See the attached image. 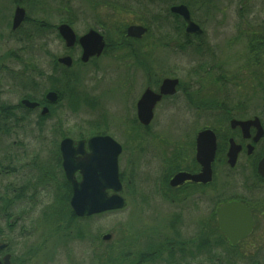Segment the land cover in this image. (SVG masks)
<instances>
[{
    "label": "flooded vegetation",
    "instance_id": "flooded-vegetation-1",
    "mask_svg": "<svg viewBox=\"0 0 264 264\" xmlns=\"http://www.w3.org/2000/svg\"><path fill=\"white\" fill-rule=\"evenodd\" d=\"M30 1L36 4L41 0H15L9 33L11 38L28 43L43 40L49 44L58 40L63 44L64 51L54 58L46 70L34 69L33 84L13 85L21 92L19 100L0 103V137L3 144L0 153V264H56L58 260L73 264L70 259L73 253H77L79 264H90L88 250L79 249L78 245L112 241L111 234L102 237L91 234V219L120 210L85 217L75 214L71 205L73 183H81L83 176L78 170L71 174L70 179L64 166L63 151L75 156L73 166H78L90 154L89 142L96 137H109L120 145V157L124 152L135 156L137 152L146 151L141 145L153 141V124L163 122L171 111L186 110L195 116L194 120L201 118L199 97L205 76L202 69L190 71L184 75V79L177 73L180 70L175 68H155L156 65L163 66L165 60H155L154 42L149 38L152 37L150 25L155 23L160 27L162 23H157L152 13L147 14L148 17L145 15L148 20L145 17L132 21L124 30L115 24L97 20L94 26L79 34L75 21L82 11H75L73 4H66L62 8L65 14L71 15L67 16L68 20L56 25L32 18L26 8ZM181 5L184 4L170 7L168 17L174 23L168 24V28L172 29V34H164L158 42L161 53L168 56L178 52V56L184 57L187 38L196 42V36H187L185 20L171 11L173 7ZM17 8L24 9L26 19L15 28ZM63 25L75 34L71 46L67 45L60 33ZM132 26H141L147 32L142 37H131L128 29ZM92 31L102 37L104 48L98 55V46L91 45L88 49L95 52L84 59L85 48L80 40ZM94 39V43L99 42L97 37ZM65 58L70 60L68 64L61 62ZM165 66H169L168 62H165ZM75 74L117 78L118 85L115 87L121 94V106L113 107L110 113L97 121L76 122L72 105L67 101L70 97L68 94H73L75 89L66 91L71 88H68V81ZM167 80L178 81L176 90L162 94L163 84ZM50 93L56 94V97L49 100ZM109 93L110 90L105 91L99 102ZM146 93L161 96L153 105V118L149 125L141 121L139 109ZM150 103V100L147 101L146 107ZM261 110H264V105ZM232 113L229 118L230 132L221 146L225 158L221 165L226 169V177L230 178L223 185H219L216 179L220 154L218 134L210 128L197 133L189 144L190 154L181 149L164 151L165 159L161 157L164 179L148 183L145 195L133 180L137 165L131 162L126 184L129 194L138 204H146L148 211L146 218L142 219L145 221L142 225L146 227L136 230L138 233L132 236L133 245L127 254L128 264H264L262 251H259L263 240L254 239L259 227L258 219H264V177L258 172L259 163L264 158V136L255 142L257 130L254 127H251L248 138L244 137L239 127L231 128L234 120H260L259 116L247 118L244 114L235 116ZM204 130L213 131L217 139L211 181H173L179 174L201 173L202 166L196 158L197 137ZM231 140L242 148L234 167L228 164L227 157ZM249 147H252V151ZM244 156L251 164L242 167L244 180L239 182L234 180L237 175L235 171L239 169L240 159ZM119 175L122 184L119 195L123 197L125 187L120 167ZM107 193L109 196L115 194L113 191ZM231 204L247 208L253 219L251 233L236 244L222 232L219 225L220 210ZM56 242H63L66 246L56 248ZM254 250L255 255L249 253ZM96 262L100 264L99 260Z\"/></svg>",
    "mask_w": 264,
    "mask_h": 264
},
{
    "label": "rangeland",
    "instance_id": "rangeland-1",
    "mask_svg": "<svg viewBox=\"0 0 264 264\" xmlns=\"http://www.w3.org/2000/svg\"><path fill=\"white\" fill-rule=\"evenodd\" d=\"M41 1L36 4L30 1L26 4L28 13L34 19L44 20L51 24L58 25L61 21L68 20L67 16L71 15L65 14L62 9L66 4L71 3L75 11H82V15L75 21V28L79 34H83L89 27L94 26L97 20L108 22L109 25L115 24L124 30L128 23L144 19L145 15L152 13L155 21L162 23L160 27L155 23L150 25L152 28L150 36L152 37L149 38L154 42L155 60H165L163 66L156 65L155 68L169 70L175 68L180 70L177 73L182 78L190 71L202 69L205 76L203 77L204 82H201L202 89L199 97V102L202 104L200 119L194 120L195 116L186 110L178 112L173 110L163 122L153 124V141L144 142L141 145L146 151L137 152L135 156L130 155V152H124L120 157L119 167L125 187L123 197L127 204L118 212L94 217L90 221L92 235L102 237L111 234L112 241L103 242L101 240L103 243L97 241L95 245H78L79 249L88 250L90 264H96V260H99L100 264H128L127 254H129L130 246L133 245L132 236L146 227L142 225L145 223L142 219L146 218L148 211L146 204H138L129 194L126 184L129 180L131 162L134 161L137 165L133 180L136 181L138 190L144 194L148 183L164 179L161 168V157L164 151L181 149L189 153V144L201 129L215 130L221 147L224 145V138L230 132L231 112L235 116L244 114L247 118L259 116L264 126V110H261L264 105V45L260 46L259 40L253 42L251 39L253 36L264 38V0H198V4L194 7L195 10L193 8L190 10L193 21L203 30L202 40H195L196 43L202 42V50L196 51L194 46L186 47L184 57L178 56V52L170 56L161 53L158 42L164 34L172 32V29L168 28V24L174 23V20L168 17L170 7L184 4L189 0ZM14 2L15 0H0V103L19 100L21 92L14 89L13 85L33 84L34 69L46 70L54 58L61 56L64 51L63 44L58 40L49 44L44 43L43 40L28 43L12 39L9 33L11 32ZM35 36L39 37L37 34ZM251 47H256L260 53H251ZM257 57L261 59L259 63L255 60ZM165 62H168L169 66H165ZM74 76L69 79L68 88H71L66 91L75 89L73 94H68L70 97L67 101L72 105V113L76 122L97 121L101 116L110 113L113 107L121 106V94L115 87L118 85L117 78L85 74ZM47 85L49 86V82ZM108 90L110 93L100 103L98 99H102L104 92ZM2 146L0 137V153ZM222 153L220 151L218 156L216 179L219 185L230 180L226 177L225 167L221 165L225 160L224 153ZM163 158L165 159V156ZM249 163L250 161L248 162L245 156L240 159V167L235 171L237 175L234 180L239 182L244 180L242 167ZM140 224L141 226H138ZM258 226L254 239L263 240L260 242L262 247L260 246L259 251H262L261 254L264 257V219H258ZM55 246L62 248L66 244L56 242ZM97 246H100V249ZM80 252L81 250L79 254ZM249 253L256 254V250ZM70 259L73 264H79L77 253H73ZM57 262L55 263L68 264L67 261L58 260Z\"/></svg>",
    "mask_w": 264,
    "mask_h": 264
},
{
    "label": "water",
    "instance_id": "water-1",
    "mask_svg": "<svg viewBox=\"0 0 264 264\" xmlns=\"http://www.w3.org/2000/svg\"><path fill=\"white\" fill-rule=\"evenodd\" d=\"M172 13L181 16L186 24V33L188 35H201L203 30L199 25L192 21L188 6L181 5L172 8ZM26 19L24 9L17 8L14 18V27H18ZM147 30L141 26H132L128 29V35L131 37H142ZM60 33L65 38L67 45L71 46L75 41V34L66 25L60 27ZM97 37L99 42L94 43ZM93 42L94 44H91ZM80 43L85 48L84 59L94 54V50H89L91 45L98 46L97 53L101 54L104 48V42L101 36L95 32H90L80 40ZM69 59H62L61 62L68 64ZM178 81L167 80L162 87V94L174 93ZM56 94L50 93L48 99L55 98ZM161 96L152 93H146L139 104L140 119L144 125H149L152 121L153 105ZM151 101L147 106V101ZM28 104V103H27ZM239 127L245 138L249 137L251 127L257 130L255 142L259 141L264 136V128L259 119L251 121L231 122V128ZM90 154L79 163L78 166H73V158L66 151L64 152L65 169L71 179V174L80 170L83 176L81 183H73L74 196L71 205L75 214L79 217L92 216L111 211L122 210L125 207V199L119 195L122 191V184L119 175V157L122 153V147L116 144L109 137H96L89 142ZM241 147L236 145L234 140L230 141V149L227 154L228 164L234 167ZM252 151V147H249ZM217 151L216 135L211 130L201 132L197 137V162L202 166V171L198 175L179 174L173 181L192 180L195 182L207 183L212 179V163L215 160ZM259 174L264 177V158L258 166ZM108 191H113V196L108 195ZM219 225L222 232L236 244L238 240L249 235L253 228V219L250 212L244 206L231 204L224 206L219 212Z\"/></svg>",
    "mask_w": 264,
    "mask_h": 264
},
{
    "label": "trees",
    "instance_id": "trees-1",
    "mask_svg": "<svg viewBox=\"0 0 264 264\" xmlns=\"http://www.w3.org/2000/svg\"><path fill=\"white\" fill-rule=\"evenodd\" d=\"M184 4H186L187 6H189V8H193L194 9V7L198 4V0H189V1L185 2ZM201 38H202V36H199V35L196 36V40L197 39L198 40H202ZM251 39H253V42H256V41L259 40L258 41L259 42L258 44H260V46L261 45H264V38L263 39L261 37H259V38L257 37L256 38V37L253 36V37H251ZM201 43L202 42L196 43L193 40H190L189 38H187V40H186V47L194 46V48L196 49V51H201L202 50L201 49V46H202ZM250 49H251V53H254V52H256L257 54L260 53V50H256V47H251ZM252 60H254V59H252ZM255 60L257 61V63H259L261 59L259 57H257V58H255ZM216 68H218V67H216ZM221 149H222V147H220V151H221Z\"/></svg>",
    "mask_w": 264,
    "mask_h": 264
}]
</instances>
